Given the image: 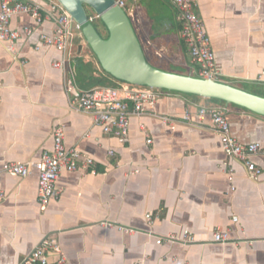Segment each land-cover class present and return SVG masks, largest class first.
Segmentation results:
<instances>
[{
  "label": "crops",
  "instance_id": "obj_1",
  "mask_svg": "<svg viewBox=\"0 0 264 264\" xmlns=\"http://www.w3.org/2000/svg\"><path fill=\"white\" fill-rule=\"evenodd\" d=\"M31 1L44 15L56 2ZM125 2L148 62L195 76L199 66L181 36L172 2ZM196 11L212 40L217 81L264 97V0H197ZM11 26L22 37L15 53L0 42V264H20L45 238L60 246L67 264H264V156L252 158L263 170L253 180L242 162L225 155L210 118L183 120L200 107H223L235 138L264 145L263 116L161 90L154 107L131 117L128 138L110 136L92 115L71 110L64 73L54 67L62 53L36 50L42 34L54 35L55 21L37 24L24 14ZM26 28L33 30L29 37L23 34ZM78 35L80 55L71 54L67 66L78 87L87 90L78 81L83 63L77 60L91 63L96 76L101 68L96 59L81 55L87 43ZM165 117L175 121L165 123ZM59 126L66 148L78 150L81 158L77 171L60 175L57 196L42 210L38 172L19 178L2 168L36 161L53 150ZM87 159L93 164L85 169ZM185 230L193 241L157 244ZM217 230L229 231L231 242L215 243ZM59 256L51 252L50 264Z\"/></svg>",
  "mask_w": 264,
  "mask_h": 264
},
{
  "label": "built area",
  "instance_id": "obj_2",
  "mask_svg": "<svg viewBox=\"0 0 264 264\" xmlns=\"http://www.w3.org/2000/svg\"><path fill=\"white\" fill-rule=\"evenodd\" d=\"M117 4L126 10L125 0H116ZM179 13L182 29L181 36L187 45L193 62L199 67L195 75L201 79L215 80L219 76L216 54L213 49L212 40L209 36L205 22L196 11L197 0H170ZM32 3L31 0H0V42L7 45L11 53H15L16 45L22 34L11 26L12 20L18 15H30L37 23L42 24L45 20H54L57 28L53 36L42 34L41 45L36 47L54 48L62 53V59L54 62V67L64 73L65 90L71 110L90 114L96 126L102 127L104 133L126 139L129 136L130 119L132 116H141L148 108L154 107L161 98V90L131 85L119 82L117 87H97L91 90H82L78 87L72 72L68 71L70 61V49L76 38V33L82 35V27L74 22L70 14L56 1L46 11ZM25 36H31L33 30L26 28ZM210 118L215 132L219 135L226 156L235 158L242 162L247 168L250 178L258 180L263 170L257 166L252 158L264 156V145L261 143L242 144L232 134L231 126L227 116V109L223 107H200L197 115L186 112L183 120L196 123L205 118ZM164 122H174V118L165 117ZM54 148L46 150L41 157L26 163H5L2 172L19 178H28L34 171L38 172V199L42 210H46L52 198L57 196V181L64 171L75 172L78 170V160L81 153L76 149L68 150L65 146V130L59 126L53 134ZM152 141L149 140L148 143ZM111 155L114 152H110ZM93 164L92 159H87L83 168ZM234 169L229 170V180L232 190H235ZM151 223L152 215H147ZM238 219H235L237 221ZM126 233L134 231L124 229ZM229 231L217 230L213 235V241L219 244L231 242ZM165 241H181L189 243L193 241L192 235L185 230L178 238L171 236L159 238L157 244ZM59 254V259L54 264H67V258L56 242L45 238L39 246L26 257L20 264H50L49 254Z\"/></svg>",
  "mask_w": 264,
  "mask_h": 264
},
{
  "label": "water",
  "instance_id": "obj_3",
  "mask_svg": "<svg viewBox=\"0 0 264 264\" xmlns=\"http://www.w3.org/2000/svg\"><path fill=\"white\" fill-rule=\"evenodd\" d=\"M82 27V36L96 55L101 68L114 79L135 86L224 101L264 117V97L232 85L180 75L156 68L146 58L133 22L116 0H56ZM92 10L105 24L104 39L90 19Z\"/></svg>",
  "mask_w": 264,
  "mask_h": 264
},
{
  "label": "trees",
  "instance_id": "obj_4",
  "mask_svg": "<svg viewBox=\"0 0 264 264\" xmlns=\"http://www.w3.org/2000/svg\"><path fill=\"white\" fill-rule=\"evenodd\" d=\"M89 11H92V10L89 9L88 12ZM89 16H90V19H92V23L95 26V28L97 29L98 33L101 35V37L104 39H108L109 32H108L105 24L102 22V20L94 12H93V15L89 14ZM95 21H97L98 23H96ZM95 23L99 25V27L101 28L102 31L98 28V26ZM93 56L98 62V59L94 53H93ZM77 61L79 63H83V66L80 65V66H78V69H77L78 81H79L80 85L85 87L87 90H91V89L96 88V87H114L116 85V83L121 82V81L114 79L109 74H107L101 68V66H100V68L102 70V73L99 74L98 76H96V75H94L95 71H93V69H92L93 66L91 63H84L82 61V59H78ZM98 64L100 65L99 62H98ZM173 93H176V92H173ZM178 94H182V93H178ZM183 95L194 97V98H199V99H204V98H201L198 96H192V95H187V94H183ZM206 100H208L214 104L220 105V106H223L226 104L224 101L217 100V99H206ZM232 106H235V105H232Z\"/></svg>",
  "mask_w": 264,
  "mask_h": 264
},
{
  "label": "rangeland",
  "instance_id": "obj_5",
  "mask_svg": "<svg viewBox=\"0 0 264 264\" xmlns=\"http://www.w3.org/2000/svg\"><path fill=\"white\" fill-rule=\"evenodd\" d=\"M127 11V10H126ZM127 13H128V11H127ZM89 14L90 15H93V12L92 11H89ZM129 14V13H128ZM96 23H98L97 21H95ZM95 23V24H96ZM97 26H98V28L101 30V28L99 27V25L98 24H96ZM101 26V25H100ZM135 28V27H134ZM102 31V30H101ZM137 33V32H136ZM104 35V34H103ZM78 34L76 35V38H75V40L77 39V41L76 42H74L73 43V46L71 47V49H70V53L71 54H73L74 56H77V55H80V54H78L79 53V50H80V45H79V41H78ZM105 36V35H104ZM138 36V35H137ZM82 39L83 40H85L86 41V39L84 38V37H82ZM86 43H87V41H86ZM86 48V51H85V53H82L81 55L85 58V57H87V56H90V58L91 59H93L94 60V62H96L95 61V58H94V56H93V53H92V50H91V48L88 46V44H87V46L85 47ZM83 58V59H84ZM99 62V61H98ZM150 63V62H149ZM102 73V70H100V74ZM194 77H197L196 75L194 76ZM259 96V95H258Z\"/></svg>",
  "mask_w": 264,
  "mask_h": 264
}]
</instances>
